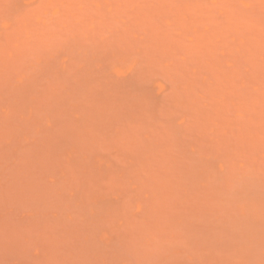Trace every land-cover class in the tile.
<instances>
[{"label":"rangeland","instance_id":"374dc122","mask_svg":"<svg viewBox=\"0 0 264 264\" xmlns=\"http://www.w3.org/2000/svg\"><path fill=\"white\" fill-rule=\"evenodd\" d=\"M0 264H264V0H0Z\"/></svg>","mask_w":264,"mask_h":264}]
</instances>
